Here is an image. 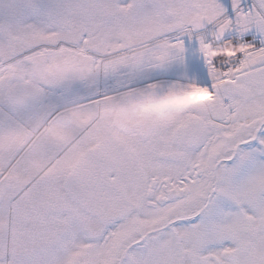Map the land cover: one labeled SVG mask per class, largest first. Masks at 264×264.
<instances>
[{
    "label": "snow or ice",
    "instance_id": "snow-or-ice-1",
    "mask_svg": "<svg viewBox=\"0 0 264 264\" xmlns=\"http://www.w3.org/2000/svg\"><path fill=\"white\" fill-rule=\"evenodd\" d=\"M0 264H264V0H0Z\"/></svg>",
    "mask_w": 264,
    "mask_h": 264
}]
</instances>
